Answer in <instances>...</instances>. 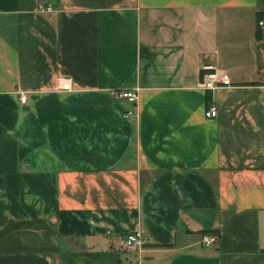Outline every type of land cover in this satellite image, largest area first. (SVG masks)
Segmentation results:
<instances>
[{"label": "crops", "instance_id": "0c3cea01", "mask_svg": "<svg viewBox=\"0 0 264 264\" xmlns=\"http://www.w3.org/2000/svg\"><path fill=\"white\" fill-rule=\"evenodd\" d=\"M259 17L264 0H0V264H133L135 229L151 264H264ZM207 66L232 83L206 88Z\"/></svg>", "mask_w": 264, "mask_h": 264}, {"label": "built area", "instance_id": "2783aa9c", "mask_svg": "<svg viewBox=\"0 0 264 264\" xmlns=\"http://www.w3.org/2000/svg\"><path fill=\"white\" fill-rule=\"evenodd\" d=\"M46 8L52 9L51 5H48ZM258 25L260 28L264 29V17L258 18ZM203 72V84L208 89H215L222 85H230L232 83V79L230 75L225 71H220L218 68L213 66H207ZM64 86L68 87L67 83H63ZM112 93L118 98H126L133 103H136L139 97V93L137 89H129V88H120L113 89ZM22 100H26V95L23 94L21 96ZM218 112L217 104L215 102H211L206 110L207 116H215ZM216 240V236L213 234H203V242L206 245L212 244ZM145 243V236L142 230L135 229L129 231L127 235L123 239V245L128 250L136 251V259L133 264H151L147 262L142 255V248Z\"/></svg>", "mask_w": 264, "mask_h": 264}]
</instances>
